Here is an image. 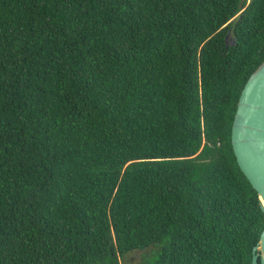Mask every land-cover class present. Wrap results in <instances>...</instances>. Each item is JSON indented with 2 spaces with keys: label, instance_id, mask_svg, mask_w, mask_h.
<instances>
[{
  "label": "trees",
  "instance_id": "1",
  "mask_svg": "<svg viewBox=\"0 0 264 264\" xmlns=\"http://www.w3.org/2000/svg\"><path fill=\"white\" fill-rule=\"evenodd\" d=\"M263 60L264 0H0V264H251Z\"/></svg>",
  "mask_w": 264,
  "mask_h": 264
},
{
  "label": "water",
  "instance_id": "2",
  "mask_svg": "<svg viewBox=\"0 0 264 264\" xmlns=\"http://www.w3.org/2000/svg\"><path fill=\"white\" fill-rule=\"evenodd\" d=\"M230 141L236 163L257 193L264 213V60L240 93ZM258 260L264 264V230L252 249L251 264H258Z\"/></svg>",
  "mask_w": 264,
  "mask_h": 264
},
{
  "label": "rangeland",
  "instance_id": "3",
  "mask_svg": "<svg viewBox=\"0 0 264 264\" xmlns=\"http://www.w3.org/2000/svg\"><path fill=\"white\" fill-rule=\"evenodd\" d=\"M144 252L135 251L119 259L120 264H141L144 261Z\"/></svg>",
  "mask_w": 264,
  "mask_h": 264
}]
</instances>
